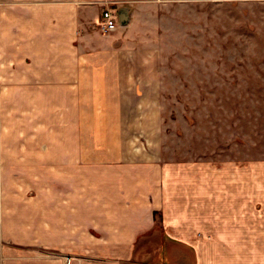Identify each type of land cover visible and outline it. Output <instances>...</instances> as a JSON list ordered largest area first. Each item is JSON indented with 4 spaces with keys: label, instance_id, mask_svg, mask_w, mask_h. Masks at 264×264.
Returning <instances> with one entry per match:
<instances>
[{
    "label": "crops",
    "instance_id": "0c3cea01",
    "mask_svg": "<svg viewBox=\"0 0 264 264\" xmlns=\"http://www.w3.org/2000/svg\"><path fill=\"white\" fill-rule=\"evenodd\" d=\"M152 1L0 0V264H264V157H175L137 34ZM107 6L130 8L110 35ZM58 100L60 145L29 182L6 124Z\"/></svg>",
    "mask_w": 264,
    "mask_h": 264
},
{
    "label": "rangeland",
    "instance_id": "374dc122",
    "mask_svg": "<svg viewBox=\"0 0 264 264\" xmlns=\"http://www.w3.org/2000/svg\"><path fill=\"white\" fill-rule=\"evenodd\" d=\"M139 24L163 70L175 157H264V0H154ZM59 103L51 115L42 106L39 116L6 124L19 132L29 182L40 181L45 151L60 145Z\"/></svg>",
    "mask_w": 264,
    "mask_h": 264
},
{
    "label": "built area",
    "instance_id": "2783aa9c",
    "mask_svg": "<svg viewBox=\"0 0 264 264\" xmlns=\"http://www.w3.org/2000/svg\"><path fill=\"white\" fill-rule=\"evenodd\" d=\"M100 30L104 35H110L112 32L124 27L119 19L118 8L107 6L102 11L100 18ZM67 264H71L70 258L66 260Z\"/></svg>",
    "mask_w": 264,
    "mask_h": 264
},
{
    "label": "water",
    "instance_id": "95a60500",
    "mask_svg": "<svg viewBox=\"0 0 264 264\" xmlns=\"http://www.w3.org/2000/svg\"><path fill=\"white\" fill-rule=\"evenodd\" d=\"M121 24L126 25L130 20V8L123 7L118 10Z\"/></svg>",
    "mask_w": 264,
    "mask_h": 264
}]
</instances>
